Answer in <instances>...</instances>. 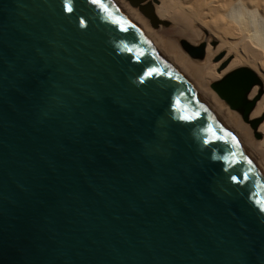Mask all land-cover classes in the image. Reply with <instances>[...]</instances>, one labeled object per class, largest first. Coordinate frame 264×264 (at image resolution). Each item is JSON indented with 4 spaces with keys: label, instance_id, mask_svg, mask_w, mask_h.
Wrapping results in <instances>:
<instances>
[{
    "label": "water",
    "instance_id": "obj_1",
    "mask_svg": "<svg viewBox=\"0 0 264 264\" xmlns=\"http://www.w3.org/2000/svg\"><path fill=\"white\" fill-rule=\"evenodd\" d=\"M254 85L210 87L260 138ZM262 207L264 162L112 0H0V264H264Z\"/></svg>",
    "mask_w": 264,
    "mask_h": 264
},
{
    "label": "bare ground",
    "instance_id": "obj_2",
    "mask_svg": "<svg viewBox=\"0 0 264 264\" xmlns=\"http://www.w3.org/2000/svg\"><path fill=\"white\" fill-rule=\"evenodd\" d=\"M112 1L264 162V118L257 129L260 137L263 138L256 141L251 136L252 133L256 138L252 129L245 125L249 126V124L243 122L240 115L229 109L215 93L217 98L210 92L212 90L210 84L213 80L219 79L244 62L253 64L254 71L261 82L262 80L264 82V0H145V3H152L156 17L166 22V24L160 22L156 27L148 22L149 20L137 7L134 8H137L146 19L128 3L131 6L129 7L127 0ZM203 28L217 32L220 44L217 50H212L209 40L206 47L204 46V64H199L196 60H203L204 57L197 59L188 54L189 58L184 50V52L180 50L179 44L182 36L192 42L201 43L200 35ZM224 46H227L225 55L218 62L211 63ZM231 54L234 57L227 67L222 66V69L215 71V67ZM210 79L212 81L209 83V90L207 81ZM263 86L264 84L254 85L249 98L255 97ZM218 99L231 111L227 110ZM232 111L239 115L243 124ZM263 113L264 94L256 102L250 118L260 117Z\"/></svg>",
    "mask_w": 264,
    "mask_h": 264
},
{
    "label": "rangeland",
    "instance_id": "obj_3",
    "mask_svg": "<svg viewBox=\"0 0 264 264\" xmlns=\"http://www.w3.org/2000/svg\"><path fill=\"white\" fill-rule=\"evenodd\" d=\"M124 1H126V0H124ZM126 3H127V5L129 6V7H131L129 4H128V2L126 1ZM132 9H135L136 10V12L138 13V14H140L139 12H138V10H137V8H134V7H131ZM141 15V14H140ZM142 16V15H141ZM143 17V16H142ZM143 18H145V17H143ZM146 19V18H145ZM149 22V21H148ZM151 26V25H150ZM153 28V27H152ZM215 35V36H213V35ZM201 42H204L205 43V47H206V45H207V43H209V40H210V46H211V48H212V50H217L218 49V47H219V44H220V40H219V36H217V32H213V31H209L208 30V28L206 29V28H203L202 30H201ZM211 36L213 37V39H211ZM182 39H185L186 41H188L190 44H192V45H198L199 44V42H192V41H190V40H188L187 38H185L184 36H182L181 37ZM229 40V39H228ZM230 41V40H229ZM179 48H180V50H182L183 51V49H182V47H181V44H179ZM226 49H227V46H224V47H222V50L221 51H219V54L218 55H216L212 60H211V63H216V62H218V60H220L224 55H225V53H226ZM184 52V51H183ZM187 56H188V54L186 53V52H184ZM189 57V56H188ZM233 55L231 54V55H229L226 59H224L219 65H217L216 67H215V71H217L218 69H222L221 67L225 64V68L227 67V65H228V63L233 59ZM190 58V57H189ZM194 60H196V59H194ZM197 62H199V64H204V61H205V57H204V59L203 60H196ZM238 66H248V67H250L251 69H253V70H255V68H254V66H253V64L251 65V63L250 64H248L247 62L245 63H241V64H239ZM237 66V67H238ZM212 80L210 79V80H208L207 81V87H208V89L210 90V88H209V83L211 82ZM264 84V82H263V80H262V85ZM258 86V85H257ZM263 92H262V95L264 94V86H263ZM210 92H212L213 94H214V92L212 91V90H210ZM261 95V96H262ZM214 96H215V94H214ZM216 97V96H215ZM217 98V97H216ZM218 101L222 104V105H225L221 100H219L218 99ZM227 110H229L228 108H227V106L225 105L224 106ZM229 111H231V110H229ZM234 114H236L237 115V113L236 112H234V111H232ZM238 117H239V115H237ZM239 120H240V122L243 124V122L241 121V119H240V117H239ZM248 128H249V126L247 125V124H245ZM251 136H252V138L254 139V140H256V141H260V140H262V136L258 139H256V138H254L253 137V135H252V133H251Z\"/></svg>",
    "mask_w": 264,
    "mask_h": 264
},
{
    "label": "snow or ice",
    "instance_id": "obj_4",
    "mask_svg": "<svg viewBox=\"0 0 264 264\" xmlns=\"http://www.w3.org/2000/svg\"><path fill=\"white\" fill-rule=\"evenodd\" d=\"M92 2H93V3H100V2H101V0H92ZM68 10H69V11H71V8H68ZM148 75H152V73H151V72H149V73H148ZM233 179L235 180V177H233ZM261 210H264V207H262V209H261Z\"/></svg>",
    "mask_w": 264,
    "mask_h": 264
}]
</instances>
